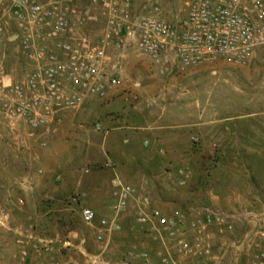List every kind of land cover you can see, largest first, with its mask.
Wrapping results in <instances>:
<instances>
[{
	"label": "rangeland",
	"instance_id": "obj_1",
	"mask_svg": "<svg viewBox=\"0 0 264 264\" xmlns=\"http://www.w3.org/2000/svg\"><path fill=\"white\" fill-rule=\"evenodd\" d=\"M155 1L133 0V14L149 13ZM158 1L164 16L175 20L185 14L190 0ZM3 11L0 2V14ZM93 31L101 34L102 25H95ZM10 48L8 69L17 74L26 63L16 51L17 44ZM110 55L112 82L106 95L59 112L83 113L75 124L49 130L54 120L29 132L20 119L0 113V264H92L93 256L100 257L95 264L130 261L122 237L100 255L92 229L81 220L84 196L69 190L62 198L52 195L55 183L65 175L66 164L75 161L83 166L78 147L84 142L83 135L95 145L102 143L109 128L103 124L108 113L117 116L112 117L116 120L113 127L129 126L136 132L132 143L136 155L152 159L141 180L150 182L151 191L153 180L160 179L154 189L171 211L201 206L218 211L235 203L237 209L229 211L243 217L241 236L253 229L245 221L246 211L259 214L254 225L264 230L263 62L241 66L223 60L162 75L151 59L133 46L113 48ZM111 91L115 93L110 96ZM182 113H191L190 125L182 127L187 121ZM198 113L206 116L199 118ZM174 129L184 133L185 142H160ZM124 139L116 133L110 134L109 140L119 145ZM70 143L73 147L65 149L64 144ZM93 147L83 152L97 159L101 152ZM100 168L86 165L80 171L91 177L105 170L100 173L112 181L109 169ZM181 170L189 177H183ZM257 195L261 197H254ZM77 196L78 202H74ZM108 199L113 200V191ZM96 205L98 219L110 213L102 201ZM45 247L49 250H43ZM150 262L156 263L154 259ZM234 263V255L229 253L224 264ZM182 264L208 261L188 258ZM239 264H251L250 257L242 254Z\"/></svg>",
	"mask_w": 264,
	"mask_h": 264
},
{
	"label": "built area",
	"instance_id": "obj_2",
	"mask_svg": "<svg viewBox=\"0 0 264 264\" xmlns=\"http://www.w3.org/2000/svg\"><path fill=\"white\" fill-rule=\"evenodd\" d=\"M0 2V113L20 119L29 132L45 128L65 109L105 96L112 82L113 48L135 47L162 75L223 60L241 66L258 60L264 64V0H190L185 14L175 20L164 16L158 0L147 14H133V0ZM95 25H102L101 34L94 33ZM12 43L26 63L17 74L8 69ZM180 174L189 177L186 170ZM113 185L107 216L98 219L87 206L80 210L101 256L124 222L132 219L129 235L150 249L140 257L145 264H153L152 259L155 264H182L188 258L224 264L227 254L216 253L221 245L235 251V264L242 254L251 264H264V230H258V224L237 238L229 213L162 209L147 179L135 184L116 175ZM73 201L78 202V196ZM250 214L246 211V218ZM99 260L91 259L92 264Z\"/></svg>",
	"mask_w": 264,
	"mask_h": 264
},
{
	"label": "crops",
	"instance_id": "obj_3",
	"mask_svg": "<svg viewBox=\"0 0 264 264\" xmlns=\"http://www.w3.org/2000/svg\"><path fill=\"white\" fill-rule=\"evenodd\" d=\"M114 93L115 91L113 92L111 91V93L109 94L111 96ZM82 114L83 113H59L55 118L54 124L49 128V130L51 129L59 130L64 125L69 124V123L75 124L77 122L76 119L83 117ZM181 116L182 118L187 119V121H184L182 123V127L190 125L191 113H182ZM197 116L199 118L205 117L206 113H198ZM112 117L115 118L117 116L115 115L112 116L109 113L108 115L105 116L106 121H104L103 124L104 126L109 127V128L107 129V132H106L107 135L104 137L102 143L95 145L94 142H92L91 138L84 137L83 135L82 137V139L84 140L83 144H78V147L80 150L79 157L83 158L82 159L83 166L90 165L92 168H96V169H99L100 167H101L100 169L107 167L109 171L111 172V174L114 176V178L116 175H119L128 182L140 184L142 181L141 177H143L144 175L143 171L147 172L145 167L149 166L152 159L149 157V158H144L142 160L139 157V155H136L138 153L135 152L136 148L132 144L133 140H135L136 138L135 136L136 132L132 131V128L129 126L113 127V125L116 124V120L113 119ZM116 133L123 134L125 136V139L123 140V144L114 145L110 142L109 140L110 134H116ZM185 140H186V137L184 133L182 134L180 130L174 129L173 131H170L168 133L167 139H162L160 140V142L167 143V142L172 141L174 143V142H185ZM93 146H97L98 150L101 152V156L98 157L97 159H95L91 154L85 155V153L83 152V150H86V149L91 150L95 148ZM71 147H73L71 143L68 145L64 144L65 149H70ZM115 150L119 151V154H115L119 157L114 155ZM62 156L63 158H65L67 154L66 155L64 154ZM73 162L70 164H66V167H64V170H66L65 175L61 177V180L59 183H55L56 186L53 190V193L51 192L52 195L54 194L53 196L62 198L63 196L68 194L67 191L69 190V191H72L73 193L79 194L78 196H84L85 200L83 203H85V206L87 207H91L93 209L99 208L97 207L96 204L100 200L103 202L104 204L103 206H106V209L110 208L109 207L110 203L111 202L113 203V200L111 199L110 201V199L108 198L111 192L114 191L115 189L113 185L114 178L111 181L109 177H107L106 175H102L100 173V172H104L105 170H102V171L100 170V172H97L98 175L86 177L81 173L82 171H80L83 168V166L81 167L80 164L78 165V163L75 164V161ZM104 165L105 167H103ZM67 173H69L70 175H68ZM157 178H160V177L158 176ZM159 182H160V179L153 180L155 187L156 185L158 186L160 184ZM154 188L151 191H152V196H153L155 204L162 209L171 210V208L167 207L168 203H164L161 201L158 195V192ZM254 197L260 198L261 196L257 195ZM236 206L237 205H235V203H232L231 205H229L228 209L219 208L220 210L218 211L229 213L230 215H232V220L235 222L236 229H237L236 237L239 238V236H241L239 234V231L243 227V223L241 224L243 217L240 215L241 213L239 214V213H234V212L229 211V210H236L237 209ZM202 207L203 206L199 208L192 207L188 210L202 209ZM108 211L110 212L109 209ZM250 212L251 214L249 218H251L252 221H249V218H246V217H245V221L247 224H250L251 226L253 225V227H255L254 224H256L257 222L254 221L255 220L254 218L255 217L258 218L259 214L253 211H250ZM131 222H132V219H129L128 221L124 222L123 230L121 232L115 233L113 242L115 241L116 238H121V237L124 238L126 242L124 243L125 244L124 246H126L125 254H126L127 259L130 261H140L141 255L145 251L150 250V249H148L147 245L141 244L136 237L129 235L127 231V227L129 224H131ZM221 246L222 247L218 246L216 250L217 254H227V256L229 257V253H230V256H233V255L235 256L236 253L233 249L225 250L226 246L225 245L224 246L221 245Z\"/></svg>",
	"mask_w": 264,
	"mask_h": 264
}]
</instances>
